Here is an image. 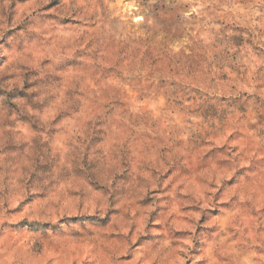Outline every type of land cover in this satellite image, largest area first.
<instances>
[{"label":"rangeland","instance_id":"rangeland-1","mask_svg":"<svg viewBox=\"0 0 264 264\" xmlns=\"http://www.w3.org/2000/svg\"><path fill=\"white\" fill-rule=\"evenodd\" d=\"M0 264H264V0H0Z\"/></svg>","mask_w":264,"mask_h":264},{"label":"bare ground","instance_id":"bare-ground-1","mask_svg":"<svg viewBox=\"0 0 264 264\" xmlns=\"http://www.w3.org/2000/svg\"><path fill=\"white\" fill-rule=\"evenodd\" d=\"M133 9H136L134 6L128 10V14L131 16L132 18V21L135 23V22H139L141 20V14L136 11V10H133Z\"/></svg>","mask_w":264,"mask_h":264}]
</instances>
